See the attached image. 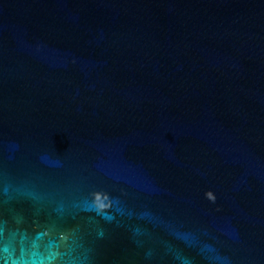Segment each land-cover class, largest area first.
<instances>
[{
  "label": "water",
  "instance_id": "obj_1",
  "mask_svg": "<svg viewBox=\"0 0 264 264\" xmlns=\"http://www.w3.org/2000/svg\"><path fill=\"white\" fill-rule=\"evenodd\" d=\"M0 264H264V0H0Z\"/></svg>",
  "mask_w": 264,
  "mask_h": 264
}]
</instances>
